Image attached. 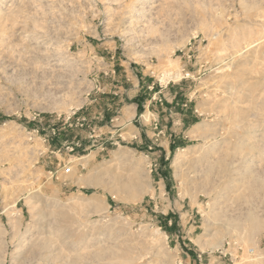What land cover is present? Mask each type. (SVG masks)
Listing matches in <instances>:
<instances>
[{
  "label": "rangeland",
  "instance_id": "obj_1",
  "mask_svg": "<svg viewBox=\"0 0 264 264\" xmlns=\"http://www.w3.org/2000/svg\"><path fill=\"white\" fill-rule=\"evenodd\" d=\"M263 134L264 0H0V264H264Z\"/></svg>",
  "mask_w": 264,
  "mask_h": 264
},
{
  "label": "bare ground",
  "instance_id": "obj_2",
  "mask_svg": "<svg viewBox=\"0 0 264 264\" xmlns=\"http://www.w3.org/2000/svg\"><path fill=\"white\" fill-rule=\"evenodd\" d=\"M254 130V129H253ZM262 138H263V140H264V134L262 135ZM249 140L250 139H253V137L251 136V137H249L248 138ZM261 139V138H260ZM248 140V141H249ZM263 142V141H262ZM263 144H264V142H263ZM260 146V145H259ZM262 146V145H261ZM260 146V147H261ZM260 150H264V146L262 147V148H260ZM262 151H261V153H262ZM212 155H213V153H212ZM225 155H227V154H225ZM224 155V156H225ZM224 156H222L223 158H225ZM208 158V157H207ZM218 159V158H217ZM216 159V160H217ZM205 160V159H204ZM215 160V161H216ZM222 160V159H221ZM193 161V160H192ZM223 161V160H222ZM233 161V160H232ZM210 162V161H209ZM221 162V161H220ZM227 162V161H226ZM229 162V161H228ZM208 163V162H207ZM223 163H224V161L221 163L222 164V166H225V165H223ZM205 164V163H204ZM211 164V163H210ZM219 164V163H218ZM217 164V165H218ZM203 165V164H202ZM216 165V164H215ZM232 165V164H231ZM231 165H230V168H232L231 167ZM201 166V165H200ZM197 167V166H196ZM205 167V166H204ZM203 167V168H204ZM212 167H216V166H212ZM218 168H221V165H219L218 166ZM138 169V168H137ZM208 169V168H207ZM210 169H211V167H210ZM215 169V168H214ZM209 170V169H208ZM234 170V169H233ZM238 170V169H237ZM137 171V170H136ZM216 171V170H215ZM219 171V170H218ZM220 171H221V169H220ZM219 171V172H220ZM138 172H139V170H138ZM137 172V173H138ZM202 172V171H201ZM204 172H206V171H204ZM209 172H210V170H209ZM188 173H190V171L188 172ZM194 173V172H193ZM199 173H200V171H199ZM211 173V172H210ZM226 173V172H225ZM227 173H229V172H227ZM231 173H233V172H231ZM112 174V173H111ZM141 174V173H140ZM196 174H197V172H196ZM205 174V173H204ZM209 174V173H208ZM212 174V173H211ZM214 174V173H213ZM215 174L217 175V173L215 172ZM220 174V173H219ZM223 174V173H222ZM100 175H101V173H100ZM103 175V174H102ZM109 175V174H108ZM136 175V174H135ZM198 175V174H197ZM215 175V176H216ZM224 175V174H223ZM93 176V175H92ZM95 176H96V174H95ZM207 176V175H206ZM209 176L211 177V175L209 174ZM219 176V175H218ZM217 176V177H218ZM107 177V176H106ZM140 177H141V175H140ZM217 177H215V178H217ZM222 177V176H221ZM89 178V177H88ZM95 178V177H94ZM93 178V179H94ZM99 178V177H98ZM132 178H133V176H132ZM135 178H139V174H138V177H134V179H129L128 181L127 180H125L124 182H122L121 184H120V187L121 188H123V189H127V190H132V189H135V191H139V188H140V190H143L144 189V185H143V181L141 182V181H138V179H135ZM204 178H205V175H204ZM214 178V177H213ZM223 178H224V176H223ZM250 178V177H249ZM141 179L143 180V177H141ZM191 179V178H190ZM85 180L86 179H84V184H86L85 183ZM146 180V179H145ZM211 181H212V179H210ZM216 181V180H215ZM221 181H222V178H221ZM141 182V183H140ZM145 182V181H144ZM147 182V181H146ZM236 182V181H235ZM246 182V181H245ZM244 182V184H247V186L246 187H250V188H252L253 190H257V189H259V188H261V187H263L264 186V181L261 179H251V180H249L248 182H246L245 183ZM81 183H83V181L81 182ZM88 183H89V181H88ZM191 183V182H190ZM213 183V182H212ZM218 183H220V182H218ZM234 183V182H233ZM93 184V183H92ZM95 184V183H94ZM214 184V183H213ZM230 184H232V181H231V183ZM96 185V184H95ZM216 187H217V189H218V186L216 185V184H214ZM233 185V184H232ZM244 186V185H243ZM242 186V187H243ZM226 188H228V187H225V189ZM214 189H216L215 187H214ZM227 190V189H226ZM134 191V192H135ZM248 191V190H247ZM211 192H213V191H211ZM220 193V192H219ZM218 193V194H219ZM251 193V192H250ZM249 192H248V194L247 195H249L250 194ZM257 193V192H256ZM245 194V193H244ZM219 195H221V194H219ZM235 196V195H234ZM252 196V195H251ZM248 196H246V198H247ZM231 201V200H230ZM87 203V204H86ZM88 203L89 202H84V204H86V205H88ZM91 204L93 203V202H90ZM90 203H89V206L92 208V206L90 205ZM249 203V202H248ZM94 204V203H93ZM83 206V205H82ZM94 206H98V205H95L94 204ZM85 207V206H84ZM224 207V206H223ZM253 208V207H252ZM257 212V211H256ZM257 214V213H256ZM221 215V214H220ZM220 215H218V216H220ZM246 217H248V216H246ZM252 218H253V221L254 222H256L255 224V229H256V226L258 227V224L260 223V221L258 220V218L256 217V215H254V216H252ZM234 219V218H233ZM232 219V220H233ZM248 219V218H247ZM252 220V219H251ZM234 221H236V220H234ZM264 223V222H263ZM98 250V249H97ZM254 250V249H253ZM96 252V251H95ZM107 254H110V255H112V254H114V252L111 250V249H103L102 248V250H100V251H98L97 253H96V256H95V258L96 257H103V256H106ZM95 255V254H94ZM87 257V256H86Z\"/></svg>",
  "mask_w": 264,
  "mask_h": 264
},
{
  "label": "built area",
  "instance_id": "obj_3",
  "mask_svg": "<svg viewBox=\"0 0 264 264\" xmlns=\"http://www.w3.org/2000/svg\"><path fill=\"white\" fill-rule=\"evenodd\" d=\"M54 133H56L55 129H54Z\"/></svg>",
  "mask_w": 264,
  "mask_h": 264
}]
</instances>
